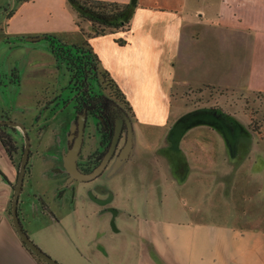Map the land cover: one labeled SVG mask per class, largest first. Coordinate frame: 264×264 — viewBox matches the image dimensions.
<instances>
[{"label":"crops","instance_id":"obj_1","mask_svg":"<svg viewBox=\"0 0 264 264\" xmlns=\"http://www.w3.org/2000/svg\"><path fill=\"white\" fill-rule=\"evenodd\" d=\"M98 1L129 5V29L86 38L80 30L90 32V26H78L74 20V36L60 37L68 44L86 41L99 58L101 69L108 72L132 109L133 147L120 165L126 179L106 181L105 185L112 194L111 207L119 197L122 209L125 204L137 202V212L127 208L123 213L113 207V214L108 204L99 205L93 200H103V196L91 193L87 184H65L68 174L62 157L69 136L60 146L44 148V152L57 150L60 159H29L30 172L25 175L18 205L24 231L59 264H264L263 229L179 221L176 215L161 213L159 206L152 209L150 200L140 202L142 197L149 199L152 192L157 194L159 188L166 187L163 178L159 174L156 177L155 149L163 132L168 143V135L178 122L171 114L172 107L177 110L186 106L179 94L203 86L238 94H264V0ZM3 11L11 34L17 13L10 6ZM21 24L13 33L15 42L11 44L7 39L13 57L11 69L0 79V91L21 87L24 78L36 81L32 83L37 94L36 115L41 111V118L43 110L51 112L57 104V100L50 102L49 108L43 100H48V95L56 97L58 90L63 93L68 77L57 69L47 44L45 50L31 47L24 54L25 47L35 43L26 39L45 33L27 29L23 26L25 20ZM116 40L125 44L118 45ZM13 69L17 71L16 83L10 80ZM21 115L13 107L0 104V120L9 119L26 128L38 123L34 117V124H26ZM213 134L218 138L219 134L211 130L201 138H190L203 161L209 160L213 149L224 156V143L213 141ZM18 136L14 134L19 145ZM51 141L55 143L52 136ZM97 146V136L86 133L83 147L87 156ZM259 163L263 165L261 161L256 165ZM0 173L7 179L4 181L0 174V264H44L25 246L12 224L11 186L16 184L17 171L1 144ZM201 202L193 196L191 203L196 205L187 211L202 209ZM207 206L214 209L213 205ZM114 222L116 229H112Z\"/></svg>","mask_w":264,"mask_h":264},{"label":"rangeland","instance_id":"obj_2","mask_svg":"<svg viewBox=\"0 0 264 264\" xmlns=\"http://www.w3.org/2000/svg\"><path fill=\"white\" fill-rule=\"evenodd\" d=\"M8 6L17 13V19L10 28L11 34H8L9 30L3 20L6 15L2 17L3 9ZM22 20L26 21L23 26L27 25L29 30L38 29L42 33L63 38L74 36L72 27L74 20L81 27L89 26L87 15L76 9L68 0H0L1 80L4 79L3 75L9 72L12 64L13 54L8 51L10 44H7V39L11 44L15 42L13 33H16L14 31L22 25ZM31 47L39 51L45 50L46 42L41 40L29 44L25 47L24 54ZM31 80V78H24L21 87L11 86L8 89L2 88L0 91V104L11 106L22 113L23 122L26 124L30 122L34 124L33 118L37 110V94L32 85L36 81L30 82ZM66 96L67 93H61L58 90L56 97L48 95V100L45 98L43 105L51 108L50 102H54L58 97L64 99ZM178 97L183 99L186 106L183 105L177 110L172 107L171 114L177 117L178 122L168 135V143L162 131L159 132L162 135L158 142L156 140L158 143V148L155 149L157 156L154 158L158 172L156 177L158 178L159 174L163 178V183H166L164 184L166 187L159 188L161 191L157 194L152 192L148 196L149 199L142 197L140 202L145 203L144 201L150 200L148 202L152 209L159 206L161 213L168 216L176 215L179 221L224 223L236 227L264 230V136L258 135V133L264 134V94H238L203 86L185 90ZM209 108L228 116L229 121L210 111H198ZM54 109L51 112L43 110L38 123L27 128L33 159L38 157L60 159L56 155L57 150L44 152V148L60 146L61 141L66 143L73 130L71 109L68 108L61 114L54 112ZM194 111L197 112L193 113ZM207 130L219 134L218 138L213 134L216 137L213 136L212 140L218 143L221 140L226 150H224V156L220 151L217 153L216 149L210 150L209 160L203 161L198 147H194L195 143L190 138L197 135L201 138L205 136ZM87 133L89 137L95 134L92 121H89ZM185 135L187 136L182 149H179ZM51 136L55 141L54 144ZM18 138L19 146L24 145L21 135ZM209 142H212L211 139ZM175 152L179 154L174 155ZM19 154L16 159L18 162L22 152ZM86 156L87 151L83 147L82 158ZM260 161L263 165L260 163L256 165ZM116 165V161H112L99 178L87 183L91 193L109 190L110 188L105 185L106 181H116V183L125 181L124 167ZM68 187L72 190L71 185ZM189 193L192 194L189 195ZM109 195H112L111 192ZM193 196L196 200L202 201L203 207L190 213L187 208L196 205L191 203ZM136 205L137 202L123 206L125 209L128 208L129 212L136 213ZM207 205H213L214 209L208 208ZM112 206L118 208L120 212H126L122 209L119 197ZM208 209L211 211L205 212ZM116 226L117 223L114 222L112 229H116Z\"/></svg>","mask_w":264,"mask_h":264},{"label":"trees","instance_id":"obj_3","mask_svg":"<svg viewBox=\"0 0 264 264\" xmlns=\"http://www.w3.org/2000/svg\"><path fill=\"white\" fill-rule=\"evenodd\" d=\"M74 7L87 15L90 32L82 35L86 38L99 37L114 34L117 31L128 30L130 26V6L114 2L98 0H68ZM79 26V23L76 22ZM47 44L48 52L52 55L57 69L64 72L68 77V83L63 93H67L64 99L58 97L54 112H63L72 108L74 118L85 115L87 120L92 119L96 124V133L99 139L98 148L86 157L93 166H98L104 154L109 150L115 131L117 114L133 119V112L117 84L108 72L101 69L100 60L92 50L91 46L83 41L80 44H68L60 37L51 34L41 36ZM22 40H25L24 38ZM40 40V41H41ZM37 43V42H35ZM118 45H124L123 40H116ZM16 69L11 71L10 80L16 83ZM209 87V86H206ZM198 111H210L219 113L214 109H200ZM197 111H194L195 113ZM41 111L35 116L34 122L40 119ZM224 120L229 121L228 116L219 113ZM7 119V118H6ZM19 134L16 128L0 125V144L6 152L16 171L19 170L20 161L16 159L23 152V145L19 146L14 139V134ZM23 138V136L21 135ZM31 157V153H30ZM30 172L27 164L26 174ZM3 180L6 177L0 173ZM15 184L11 187L14 188ZM19 212V209H18ZM44 263V262H43ZM45 264V263H44Z\"/></svg>","mask_w":264,"mask_h":264},{"label":"water","instance_id":"obj_4","mask_svg":"<svg viewBox=\"0 0 264 264\" xmlns=\"http://www.w3.org/2000/svg\"><path fill=\"white\" fill-rule=\"evenodd\" d=\"M41 39H42V37L40 36V37H30V38H27L26 40L28 42H36V41H39ZM213 114H216L219 117H221L219 115V113H213ZM86 120H87V118L85 115L78 117L76 127L74 126L75 128L78 129V134H77L76 138L74 139L72 145L70 147H68L66 153L63 156V165H64V168H65L67 174H68L66 185H68L74 181L81 182V183L89 182V181L96 179L98 176H100L102 174V172L106 169L109 161L111 160V158L113 157V155L117 149V146L119 144L120 137H121L123 122H126V124H127V128H128L127 138H126V142H125L123 148L120 150L118 155L115 157V161L117 164L116 166L120 167V165L129 158L131 151H132L133 142H134L132 121L130 120V118L124 117V118L119 119L117 121V125H116V129H115V133H114V137H113L111 146H110L108 152L106 153V155L104 156L102 162L99 164V166H97L91 172L82 173L78 169L77 161H78L79 154L81 152L83 141H84V130H85ZM0 125H6V126L16 128L17 130H19V132L23 136V141H24L20 166H19V170L17 171L16 184L13 188V194H12V200H11L12 224H13L18 236L20 237L21 241L42 262H44L45 264H59L54 259H52L50 256H48L46 253H44L29 238V236L27 235V233L24 231V229L22 227V224H21V221H20L19 215H18L19 198H20V195L22 193L24 179H25V175H26V168H27V164H28L29 158H30V141H29V137H28L27 128L23 124L18 123V122H14V121L9 120V119L0 120ZM93 200L97 204L104 206V205H107L110 203L111 197L106 199V200H100L97 198H94ZM111 212H113V214L115 213L114 210Z\"/></svg>","mask_w":264,"mask_h":264},{"label":"flooded vegetation","instance_id":"obj_5","mask_svg":"<svg viewBox=\"0 0 264 264\" xmlns=\"http://www.w3.org/2000/svg\"><path fill=\"white\" fill-rule=\"evenodd\" d=\"M74 115V114H73ZM118 116V119H117V121L119 120V119H122V118H124V116L123 115H121V114H117ZM89 121H92V124H93V129H94V132H95V135L97 136V133H96V124H95V122H93V120L92 119H88V120H86V124H85V130H84V137H85V134L87 133V129H88V127H89ZM117 121L115 122V129H116V125H117ZM76 124H77V121L76 122H73V130L71 131V133H70V141H69V143H68V147H70L71 145H72V143H73V141H74V139L76 138V136H77V134H78V129L77 128H75L76 127ZM75 126V127H74ZM127 131H128V128H127V124H126V122H123V125H122V131H121V137H120V141H119V144H118V146H117V149H116V151H115V153H114V155H113V157L111 158V160L109 161V163H108V165L112 162V161H114L115 160V157L118 155V153L120 152V150L123 148V146H124V144H125V142H126V138H127ZM114 133H115V131H114ZM114 137V136H113ZM97 138H98V136H97ZM122 141H124L123 142V144H122V146H120V143L122 142ZM84 142V141H83ZM98 145H99V139H98ZM97 148H98V146H97ZM96 148V149H97ZM82 149H83V145H82ZM82 149H81V152H80V154H79V158H78V161H77V165H78V169L82 172V173H89V172H91L92 170H94L95 168H96V166H93V164H92V162H90V161H88V160H86V157L83 159L82 158ZM95 149V150H96ZM108 152V151H107ZM106 152V153H107ZM106 153L104 154V156L106 155ZM104 156H103V158H104ZM103 158H102V160H103ZM30 159V158H29ZM102 160H101V162H102ZM100 162V163H101ZM99 163V164H100ZM108 165H107V167H108ZM99 166V165H98ZM106 167V168H107ZM106 170V169H105ZM104 170V171H105ZM103 171V172H104ZM102 172V173H103ZM102 175V174H101ZM100 175V176H101ZM100 176H98L97 178H99ZM96 178V179H97ZM95 180V179H94ZM93 181V180H92ZM92 181H89V182H92ZM89 182H83V184H87V183H89ZM96 196H103V200H106V199H108V198H110L111 197V199H112V195H109V191H106V190H99L98 192H96V193H94ZM111 205V203H109L108 205H107V207L111 210V211H113L114 209H113V207H111L110 206Z\"/></svg>","mask_w":264,"mask_h":264}]
</instances>
